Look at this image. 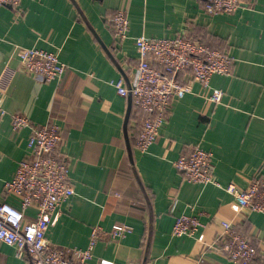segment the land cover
I'll return each instance as SVG.
<instances>
[{
	"label": "crops",
	"instance_id": "crops-1",
	"mask_svg": "<svg viewBox=\"0 0 264 264\" xmlns=\"http://www.w3.org/2000/svg\"><path fill=\"white\" fill-rule=\"evenodd\" d=\"M246 4L217 15L206 13L203 0H21L17 8L0 7V201L19 205L4 183L29 155L30 128L11 126L20 113L32 126L55 123L64 139L58 155L73 195L47 230L53 246L85 250L93 228L112 233L121 227L118 238L96 243L92 264H239L220 247V221L240 228L245 219L226 187L244 188L264 176V0ZM118 10L126 13L129 31L115 47L109 18ZM141 35H184L233 59L230 74L210 79L222 101L212 103L209 91L193 83L173 100L146 152L136 144L143 112L111 84L122 77L131 85L134 40ZM17 47L54 53L66 66L62 80L45 82L23 71ZM193 145L213 154V182L191 183L175 168ZM36 213L31 206L25 215ZM180 215L196 216L203 226L194 236L176 237ZM246 219L261 253L250 264H264V214L248 212ZM15 253L0 243V264H30Z\"/></svg>",
	"mask_w": 264,
	"mask_h": 264
},
{
	"label": "built area",
	"instance_id": "built-area-1",
	"mask_svg": "<svg viewBox=\"0 0 264 264\" xmlns=\"http://www.w3.org/2000/svg\"><path fill=\"white\" fill-rule=\"evenodd\" d=\"M204 9L210 15L233 13L254 0H203ZM21 0H0V7L17 8ZM114 35V45L119 47L128 37L129 20L123 10L115 11L109 18ZM137 64L134 78L127 87L122 77L111 82L118 95H130L134 105L143 112L144 119L137 138V148L146 152L160 134L173 100L183 98L191 91L193 83H199L209 91L208 100L219 104L223 92L211 89L213 75H228L232 58L226 52L213 48L200 40L184 35L175 37H147L141 35L134 40ZM15 58L19 67L28 74L45 82L59 83L66 66L52 52L35 48L17 47ZM5 111L0 94V122ZM12 129L20 132L30 128L28 138L29 155L17 162L13 176L4 183V191L19 199L14 206L0 201V243L16 248L18 258H28L30 264H92L91 253L98 241L116 239L124 232L117 228L112 233L95 227L91 230L85 250H71L53 246L47 238L54 214L61 211L62 204L73 195V186L65 161L58 155L64 141L60 128L55 123L32 126L29 118L20 113L12 116ZM213 154L193 145L174 166L191 183L213 182ZM226 191L232 195L238 214L245 218L248 212L264 214V176L256 175L244 188L229 183ZM35 206V217L27 219L26 210ZM203 226L196 216H178L172 228L176 237L194 236ZM221 249L229 260L239 264H250L257 249L249 239L239 233L228 220L220 221ZM213 245V244H212ZM211 245V246H212Z\"/></svg>",
	"mask_w": 264,
	"mask_h": 264
},
{
	"label": "trees",
	"instance_id": "trees-1",
	"mask_svg": "<svg viewBox=\"0 0 264 264\" xmlns=\"http://www.w3.org/2000/svg\"><path fill=\"white\" fill-rule=\"evenodd\" d=\"M236 229H237V231L239 233L248 236V239H249L250 243L257 249V254H256V256L253 259L255 261V259L257 257L261 256V253H259V244H258L257 238L251 237L249 235L250 226L248 225L247 219L243 222V224H242V226L240 228H236Z\"/></svg>",
	"mask_w": 264,
	"mask_h": 264
}]
</instances>
